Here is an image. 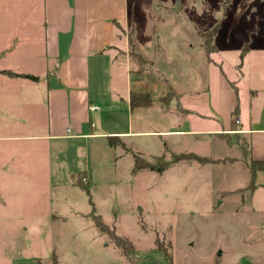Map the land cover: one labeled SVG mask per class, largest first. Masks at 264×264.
Listing matches in <instances>:
<instances>
[{"label":"rangeland","instance_id":"374dc122","mask_svg":"<svg viewBox=\"0 0 264 264\" xmlns=\"http://www.w3.org/2000/svg\"><path fill=\"white\" fill-rule=\"evenodd\" d=\"M233 2L175 0L172 9L169 3L143 17L138 36L154 37V49L114 67L113 76L102 67L104 77L92 79V100L101 109L92 119L103 137L57 145L53 204L28 192L0 205L7 207L0 215L12 219L11 225L0 221V264H170L159 249L172 254V264H264V188L249 191V139L203 133L224 123L210 100L245 55L231 14L251 28L255 17L264 20V0ZM205 42L217 51L208 54ZM132 93L149 94L152 104L132 107ZM179 103L207 121L192 123ZM180 125L200 134L166 133ZM128 131L122 140L110 139ZM189 153L214 161L183 159L162 174L144 168Z\"/></svg>","mask_w":264,"mask_h":264},{"label":"crops","instance_id":"0c3cea01","mask_svg":"<svg viewBox=\"0 0 264 264\" xmlns=\"http://www.w3.org/2000/svg\"><path fill=\"white\" fill-rule=\"evenodd\" d=\"M174 2L0 0V179L3 182L0 205H6L7 197L28 192L43 196L46 205L53 204L49 193L56 187L57 145L103 137L95 132L99 120L92 119V114L101 111L92 100V79L104 77L105 70L113 76L114 67H122L133 57L147 56L154 49L155 38L138 36L140 21L149 13L155 16L168 8L169 3L172 9ZM231 2L233 0L230 4L234 6L235 2ZM184 8L183 5L180 10ZM231 19L236 27L234 32H242L245 55L238 63L239 72L236 74L233 70L235 73L228 82L221 77L223 87L218 96L210 100L224 123L217 130L203 133L220 137L230 132L241 133L249 139L250 160L264 161V20L255 17V26L251 28L239 23L241 15L232 13ZM245 27L248 30L240 29ZM215 34L213 38L218 34L217 28ZM205 45L208 54L217 51L208 42ZM157 49L161 51V47ZM208 61L212 63L211 57ZM219 70L222 76H227L222 68ZM2 71L36 79L8 76ZM233 83L243 85L242 89L232 88L229 84ZM181 106L179 103L181 111L191 116L192 123L198 119L207 121L202 119L207 115ZM92 107L99 110L93 111ZM234 112L239 122L236 121L235 130L232 128ZM181 126L178 131L166 133L200 134L183 131ZM116 135L122 140L131 133L109 136ZM255 176L253 193L257 187L264 188V172H257ZM242 189L234 192L245 191ZM5 209L7 207L0 208ZM0 221L11 225V215L4 211Z\"/></svg>","mask_w":264,"mask_h":264},{"label":"trees","instance_id":"16d2710c","mask_svg":"<svg viewBox=\"0 0 264 264\" xmlns=\"http://www.w3.org/2000/svg\"><path fill=\"white\" fill-rule=\"evenodd\" d=\"M216 32V29L213 30L212 32V36L215 34ZM211 39V38H210ZM2 74H5V75H8V76H14V77H30L32 79H36L35 77L33 76H28V75H18L16 73H13V72H7V71H2L1 72ZM130 102L133 104L132 107L136 104H144L145 106H148L151 102H150V97H149V94H134L132 93L131 95V99H130ZM232 117H233V120H232V128L233 130L236 129V121H237V118L238 116L236 115V112H234L232 114ZM118 139L120 138L119 136L118 137H110V139ZM193 160V161H198L200 162L201 164H207V163H210V161H214L212 160L211 158H205V157H201L199 156L198 154H194V153H189V154H180V155H173L172 156V159L170 161H165L163 162V166L162 167H157L155 165H153L152 163H148V162H145L144 164V168L147 169V170H151V171H155L159 174H162L163 172H165V170L167 168H169L171 165L173 164H177L180 162V160ZM163 160V158H158L157 161H161ZM217 161V160H216ZM138 162H144L143 159L139 158V157H136V163ZM249 171H250V175L252 176V179H251V182H250V185H249V191H253L255 189V178H256V173L257 172H264V161H260V160H256V161H251L250 162V165H249ZM82 187L85 188V186L81 183ZM92 204V203H91ZM92 210H93V207H92ZM94 210H93V214H92V217H93V220H94V224L95 226L98 227V229L101 231L102 234L105 233V226L104 225H101L99 224L98 222H96V215L94 214ZM125 249H128V248H125ZM159 251H161L162 254L165 255V257H168L169 260H170V264H172V254L169 253L168 251H164L162 249H159Z\"/></svg>","mask_w":264,"mask_h":264},{"label":"built area","instance_id":"2783aa9c","mask_svg":"<svg viewBox=\"0 0 264 264\" xmlns=\"http://www.w3.org/2000/svg\"><path fill=\"white\" fill-rule=\"evenodd\" d=\"M92 110L93 111L99 110V107H92ZM237 123H239V122L237 121Z\"/></svg>","mask_w":264,"mask_h":264}]
</instances>
